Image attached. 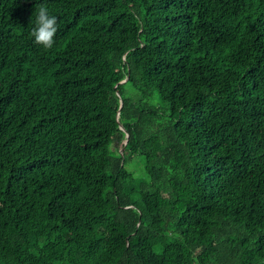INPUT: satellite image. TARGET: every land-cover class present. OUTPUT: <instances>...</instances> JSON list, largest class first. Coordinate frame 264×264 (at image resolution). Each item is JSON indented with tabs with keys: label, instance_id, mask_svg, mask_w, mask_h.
I'll return each instance as SVG.
<instances>
[{
	"label": "trees",
	"instance_id": "1",
	"mask_svg": "<svg viewBox=\"0 0 264 264\" xmlns=\"http://www.w3.org/2000/svg\"><path fill=\"white\" fill-rule=\"evenodd\" d=\"M0 264H264V0H0Z\"/></svg>",
	"mask_w": 264,
	"mask_h": 264
},
{
	"label": "clouds",
	"instance_id": "2",
	"mask_svg": "<svg viewBox=\"0 0 264 264\" xmlns=\"http://www.w3.org/2000/svg\"><path fill=\"white\" fill-rule=\"evenodd\" d=\"M35 17V25L31 27L30 36L33 38L34 43L43 49H53L57 43L58 17L50 14L45 3H36Z\"/></svg>",
	"mask_w": 264,
	"mask_h": 264
},
{
	"label": "rangeland",
	"instance_id": "3",
	"mask_svg": "<svg viewBox=\"0 0 264 264\" xmlns=\"http://www.w3.org/2000/svg\"><path fill=\"white\" fill-rule=\"evenodd\" d=\"M128 170L140 177L144 175V165L141 163L139 158H134L133 161L128 165Z\"/></svg>",
	"mask_w": 264,
	"mask_h": 264
},
{
	"label": "water",
	"instance_id": "4",
	"mask_svg": "<svg viewBox=\"0 0 264 264\" xmlns=\"http://www.w3.org/2000/svg\"><path fill=\"white\" fill-rule=\"evenodd\" d=\"M127 81H128V78H127L125 81L121 82L120 84H121V85H122V84H125ZM122 129H123V128H122ZM127 143H128V141L125 142V144H127ZM123 151H124V149H123L121 152L123 153Z\"/></svg>",
	"mask_w": 264,
	"mask_h": 264
}]
</instances>
